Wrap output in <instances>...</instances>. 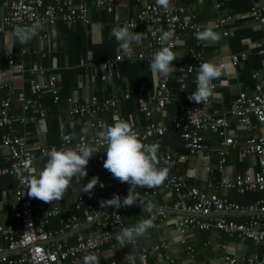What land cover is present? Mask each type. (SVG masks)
<instances>
[{"label": "crops", "instance_id": "obj_1", "mask_svg": "<svg viewBox=\"0 0 264 264\" xmlns=\"http://www.w3.org/2000/svg\"><path fill=\"white\" fill-rule=\"evenodd\" d=\"M2 1L0 0V15L6 12ZM172 3L193 15L201 31L211 28L220 34L221 39L218 43L201 42L195 38V34L186 33L175 40L173 52L176 60L172 62L175 68L167 77L173 101L162 111L153 112L150 117L142 112L139 101L148 102L163 77L153 76L149 65H144L135 58L138 51L145 50V40L140 45L133 44L131 52L121 59L123 54L119 50L118 42L109 36L112 27H124L127 21L135 17L140 7L136 0H124L123 5H115L112 12L90 6L89 23L69 25L59 21L53 26H43L38 35L24 45L15 37L14 29L32 23L9 27L2 33L0 99H11V113L14 118L12 130L14 135L26 141L33 156L34 173L46 162L47 157L42 154V149L51 146L58 148L62 145L61 132L76 139L81 135H98L105 125L112 124L113 110H98L91 115H81L72 112L75 105L120 97L126 92L131 97L122 99L115 108L116 112L136 129H143L149 120H159L168 125L166 133L158 142L159 151H169L174 155L176 162L173 167L170 166L169 173L176 172L180 175L186 186L211 190L212 185L217 194L232 199L235 198L233 189L221 185V178L249 174L259 169L258 156L243 154L241 151V143L247 137L248 131L239 127L234 118L227 114V110L239 92L252 94L256 84L264 78V26L249 15L253 7L264 5V0H172ZM226 17L229 19L224 24L215 26ZM129 30L139 32L137 29ZM190 48H195L202 54L205 62L216 64L223 73L220 78L212 81L216 88L208 111L216 116L224 115L228 119L231 135L240 145L229 152L221 169L216 151L219 139L215 135L204 133V147L193 156L188 154L181 139L174 140L170 137L173 131L170 124L179 113L177 95L181 80L180 69L189 60ZM8 52L13 59L12 66L8 64ZM233 56L237 57L235 64ZM107 61H116L117 64L113 68H99V64ZM31 80L47 88L43 87L34 96L30 91ZM51 82L55 84L54 92L48 88ZM20 93L24 99H36L45 111L41 124L37 122L38 117L25 108L24 102L18 97ZM251 120L256 124L254 118ZM85 127L88 128L87 134L82 132ZM3 131L0 127V168L9 165V151L1 139ZM251 134L264 135V126L252 130ZM95 154L90 158L92 163L86 168L87 176L84 179L74 177L61 201L49 204L35 200L38 213L54 206L60 209V214L51 217L45 224L47 231L58 230L63 221L79 212L75 209L76 196L83 193L80 192L81 186L94 175L105 184L102 189H117L127 195L129 185L114 179L103 168V162H95ZM16 184L15 177L0 175V224H7L16 208ZM95 187L101 188L99 182ZM142 191L143 188H138L137 194ZM153 199L160 202V205L154 204ZM151 200L154 205L152 207L165 208L168 217L164 221L156 222L145 236L136 238V245L121 247L114 237L95 254L100 257V264L104 263L105 258H115L125 264H140L142 257L149 263L162 264L165 254L174 259V264H231L226 260L227 256L236 259L233 264H246L248 257L258 254L259 261L264 264V243L257 244L236 235L193 227L181 236L173 225V219L180 213L170 209L174 195L165 189H159L151 196ZM149 210L143 208V205L131 206L126 213V222L133 223L146 217ZM90 233V225L81 223L76 230L59 234L54 241L69 246L75 242L78 234ZM182 239L184 243L181 242ZM161 243H165L166 248L161 247ZM2 245L5 246L6 243ZM0 264L6 263L0 260ZM59 264H83V260L79 258Z\"/></svg>", "mask_w": 264, "mask_h": 264}, {"label": "built area", "instance_id": "obj_2", "mask_svg": "<svg viewBox=\"0 0 264 264\" xmlns=\"http://www.w3.org/2000/svg\"><path fill=\"white\" fill-rule=\"evenodd\" d=\"M124 0H3L6 12L0 15V37L9 27L20 24L33 23L35 21H45L44 26H53L57 22H64L69 25L89 23L88 11L90 6L105 9L112 12L114 6H122ZM139 10L135 17L126 22V26L137 29L139 32L148 34L145 39V50L138 51L135 58L144 65H149L148 57L162 47L159 37L162 31H172L173 37L166 46L173 51L175 40L182 34H195L201 31L199 23L193 15L185 12L181 6H174L170 13H164L161 8L156 6L152 0H136ZM249 15L264 26V5L255 6ZM229 17L219 20L215 26L224 24ZM136 24L135 28L132 25ZM227 35V32H224ZM189 60L180 69V85L177 95L179 113L172 120L170 126L179 132L183 140L184 148L188 154L193 156L202 151L203 134L210 133L219 139L217 154L219 156V168L226 163L227 156L232 149L237 148L240 142L231 135L230 123L224 115L216 116L208 111L211 97L207 103L197 105L188 99V95L195 90L196 71L200 62H205L202 54L195 48H190L188 52ZM8 64L13 65V59L7 53ZM233 64L237 57L233 56ZM116 61H107L99 64V68H113ZM215 91L216 85L213 83ZM190 86L192 88L190 89ZM47 88L31 80L30 91L36 95ZM54 92L55 84L51 82L48 86ZM19 99L24 102V106L30 109L38 118L41 124L45 117V111L39 106L33 97L24 99L23 94H19ZM130 93H124L120 97L106 98L100 102L92 104L75 105L72 112L81 115H91L98 110H113L112 124L121 119L115 108L122 99H130ZM173 101V95L167 85V78L159 83L155 92L148 102L139 101V106L145 116L150 117L153 112L162 111ZM227 114L234 118L236 124L247 130V137L241 143L243 154L257 155L259 158V169L249 174H238L233 177L223 176L220 180L225 188L233 189L239 194L247 191H261L264 194V135H253L252 130L264 126V78L255 86L252 94L241 91L233 99ZM252 118L256 124L252 123ZM14 118L11 113V99H0V127L4 129L1 136L2 142L9 151V165L0 168V175H8L16 178L15 169H27L25 175L34 173L33 156L26 141L12 130ZM168 125L159 120H149L143 129H136L138 138L142 143H158L160 138L166 133ZM61 148H76L78 145L88 143L97 147L100 151L95 154V162H103L105 157V142L99 135H81L72 139L70 134L61 132ZM51 147L42 149V154ZM56 148V147H55ZM163 161L167 159L171 167L174 166L176 159L169 151L158 153ZM92 163L89 159L87 167ZM163 166V165H161ZM17 179V178H16ZM167 192L174 195V202L170 209L177 211L180 215L173 219L175 230L184 236L189 228L199 230H217L228 235H236L239 238L249 239L254 243H264V198L250 204H239L227 197L220 196L210 185L211 190L199 189L196 186H186L183 178L176 172H170L167 179L161 185ZM18 179L14 189V203L16 208L7 224H0V260L6 264H59L68 260H77L88 254H96L101 248L111 242L115 235L123 227L135 226L140 220L151 218L153 224L164 221L167 217L165 208L151 209L144 218L135 220L133 223L126 222V213L131 208L114 207L101 208L99 201L110 199L113 194H118L121 199L126 196L123 192L105 190L94 187L92 195L87 193L76 196L75 209L78 213H73L71 217L62 222L61 228L55 231H47L45 224L51 217L60 214V209L56 206L50 210L38 213L34 198L27 196V190ZM160 187V186H159ZM158 187L147 189L137 194L147 205L152 204L151 196L155 195ZM134 205H141L139 201ZM132 205V206H134ZM230 215H246L244 222H237L229 219ZM81 223L90 225L91 233L88 235L78 234L75 242L69 246H63L54 241L59 234L69 230H76ZM184 243V239L181 240ZM6 243V245H2ZM137 240L132 245H136ZM166 248L165 243L160 244ZM12 255V256H11ZM162 264H174V259L165 254ZM226 260L233 264L236 259L227 256ZM246 264H261L259 255L253 254L246 259ZM103 264H125L115 258H105ZM140 264H160L158 262L149 263L144 257Z\"/></svg>", "mask_w": 264, "mask_h": 264}, {"label": "clouds", "instance_id": "obj_3", "mask_svg": "<svg viewBox=\"0 0 264 264\" xmlns=\"http://www.w3.org/2000/svg\"><path fill=\"white\" fill-rule=\"evenodd\" d=\"M155 3L164 13H170L174 8L172 0H155ZM44 23L45 21L39 20L30 25L17 26L14 29V35L19 43L24 45L38 35ZM135 27L136 24H133L132 28ZM173 35L172 31H162L159 37L162 47L148 57L149 71L156 78L161 76L167 78L175 68L172 62L176 60V55L169 46H166ZM109 36L114 37L118 42L119 50L123 54L121 59L131 52L133 44L140 45L148 38L147 32H134L126 26L112 27ZM195 38L201 42L218 43L221 36L211 28H205L196 32ZM195 71L196 87L188 95V99L199 105L207 103L213 96L212 81L220 78L223 73L216 64L202 61ZM82 132L87 134L88 128H83ZM98 135L106 145L103 168L114 179L129 185L127 195L123 199L118 194H113L110 199L100 200V207L119 209L130 207L139 201L143 208H150L151 206L137 195V189L159 187L168 177L170 164L167 159L163 161L160 159L159 143H142L134 131L133 124L123 119H118L111 125H105ZM98 151L100 150L97 147L88 143L80 144L76 148L53 147L46 152V162L38 172L25 175L27 169L17 167L15 175L26 186L29 198L52 204L63 199L74 177L84 179L87 176L86 168L89 159ZM98 182L101 188L105 187V184L99 181V177L94 175L81 186L80 192L87 193L91 197L92 190ZM153 227L151 218L142 219L135 226L123 227L116 234L115 239L121 247L132 245L136 238L145 236ZM83 264H100V257L95 254L85 255Z\"/></svg>", "mask_w": 264, "mask_h": 264}, {"label": "trees", "instance_id": "obj_4", "mask_svg": "<svg viewBox=\"0 0 264 264\" xmlns=\"http://www.w3.org/2000/svg\"><path fill=\"white\" fill-rule=\"evenodd\" d=\"M192 87L190 86V89ZM170 137H172L174 140L181 139L179 136V132L176 130H173L172 133H170ZM182 140V139H181ZM183 141V140H182ZM159 189H164L162 186L158 187ZM233 193L235 195V198H232L230 200H233L235 202H238L239 204H250L252 202H255L256 200H259L261 198H264V194L261 191H247L244 194H239L235 190H233ZM157 197V196H156ZM155 201V199H153ZM154 204L160 205V202L155 201ZM229 219H234L237 222H244L248 219L246 215H236V216H228Z\"/></svg>", "mask_w": 264, "mask_h": 264}, {"label": "water", "instance_id": "obj_5", "mask_svg": "<svg viewBox=\"0 0 264 264\" xmlns=\"http://www.w3.org/2000/svg\"><path fill=\"white\" fill-rule=\"evenodd\" d=\"M146 208H148V209H150V210H151V209H159L158 207H152V206H151L150 208H149V207H146Z\"/></svg>", "mask_w": 264, "mask_h": 264}]
</instances>
